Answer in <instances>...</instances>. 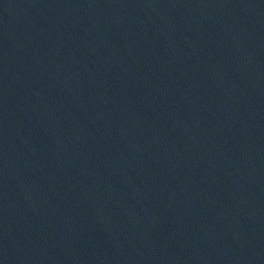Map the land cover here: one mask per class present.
Returning a JSON list of instances; mask_svg holds the SVG:
<instances>
[{
	"label": "water",
	"instance_id": "obj_1",
	"mask_svg": "<svg viewBox=\"0 0 264 264\" xmlns=\"http://www.w3.org/2000/svg\"><path fill=\"white\" fill-rule=\"evenodd\" d=\"M0 243L264 264V0H0Z\"/></svg>",
	"mask_w": 264,
	"mask_h": 264
}]
</instances>
